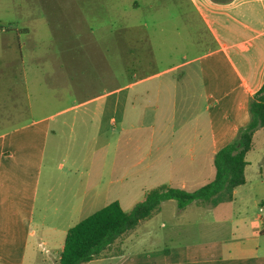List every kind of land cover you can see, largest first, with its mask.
Returning a JSON list of instances; mask_svg holds the SVG:
<instances>
[{"label":"crops","instance_id":"0c3cea01","mask_svg":"<svg viewBox=\"0 0 264 264\" xmlns=\"http://www.w3.org/2000/svg\"><path fill=\"white\" fill-rule=\"evenodd\" d=\"M193 1L215 42L214 49L194 58L183 55L182 63L175 67L177 74L170 75L172 71L152 74L147 72L151 63L148 54L143 51L135 54L129 37L111 34L108 40L116 44L109 45V56L93 51L88 59L79 55H74L72 60L64 57L65 72H81L82 65L89 66L92 79L75 84L76 89L103 90L77 106L84 109L81 114L69 117L67 113L71 109H65L35 116L30 106L27 121L0 133V264H27L32 251L42 246L35 242L36 238L40 242L43 239L34 229L35 206L46 150L51 137L58 132L53 126L56 120L73 130L75 120L89 117L99 123L100 134L108 129L115 133L120 125L115 139L118 143L123 134L149 131L142 136L150 138L149 152L159 154L155 155L157 164L154 167L165 170L170 176L161 186L194 191L189 190V186L208 184L214 179L215 155L249 124L250 101L264 85V0H233L227 4L202 0L204 10ZM167 73L168 78L165 77ZM91 105H94L92 110L88 108ZM161 106L163 110L159 112ZM69 121L73 123L70 125ZM253 143L251 152L260 147L264 158V128L255 132ZM251 152L246 155V183L234 190L230 204L212 208L219 211L218 223L229 217L221 214L227 212L228 207L233 210L247 201L255 207L263 204L251 192L254 184L264 185V161H258L249 172L252 166L247 157ZM174 175L181 176L180 184H174ZM200 175H206L204 181L197 180ZM120 183L110 180L105 190L88 199L91 189H86L80 207L70 216L67 229L52 226L50 230L61 232L66 239L68 231L84 220L74 221L81 216L82 210L88 208L94 214L113 202L120 203L119 199L109 197L110 191H115ZM167 202L156 215L162 213ZM195 205L198 209L208 207ZM262 212L264 209L260 208L259 213L249 219V225H237L231 237L217 235L216 231L220 234L225 228L218 226V230L200 243L178 246L174 236L177 234L164 236L154 231L149 233L147 240L163 241L160 249L145 248L139 253L128 254L123 248L135 244V233L145 221L100 257L85 264H264ZM58 215L55 209L53 216ZM46 219L44 214L42 229L46 227ZM161 224L165 228L164 221ZM65 239L60 253L52 256L50 263H59Z\"/></svg>","mask_w":264,"mask_h":264},{"label":"rangeland","instance_id":"374dc122","mask_svg":"<svg viewBox=\"0 0 264 264\" xmlns=\"http://www.w3.org/2000/svg\"><path fill=\"white\" fill-rule=\"evenodd\" d=\"M195 1L204 10L203 1ZM199 11L193 0H0V133L27 121L30 106L35 116L65 109H71L67 113L69 117L81 114L84 109L77 106L103 90L76 89L75 84L89 82L92 74L85 64L82 65L85 71L65 72L64 57L72 60L74 55H79L88 59L93 51L108 55L109 45L116 44L108 40L111 34L129 37L135 54L143 51L150 56L148 73L177 74L175 67L182 63L183 55L194 58L216 47ZM169 74L165 77H170ZM88 108L92 110L94 105ZM162 110L161 106L159 112ZM57 121L60 120L53 126L58 132L51 137L46 150L35 206L34 229L39 236L43 235L41 242L38 238L35 242L42 246L32 251L27 264H55L50 263L51 258L60 253L65 236L50 228L67 229L86 189H91L88 199L105 190L110 180L121 181L109 197L119 199L121 207L129 212L170 178L165 170L154 167L155 155L159 154L149 152L150 138L142 136L149 131L123 134L118 143L115 139L120 125L114 133L110 129L106 131L103 122L106 132L100 134L99 123L89 117L75 120L73 130ZM68 123L71 125L73 121ZM262 150L258 147L248 155L252 166L249 172L258 161H264ZM204 177L200 175L197 180L204 181ZM174 178L175 185L181 183V176ZM205 184H194L189 190ZM251 193L263 204L255 207L247 201L233 210L228 207L221 214L229 217L221 223L217 222L219 211L210 206L198 209L194 203L180 211L175 200L167 202L162 213L137 229L135 244L123 249L128 254L145 248L160 249L163 241L147 240L154 231L164 236L177 234L174 236L178 246L198 244L218 226L225 228L222 234L216 231L217 235L231 237L237 225H249V219L260 208L264 209V185L254 184ZM55 209L58 216H53ZM89 211L82 210V217L74 221L93 213ZM44 214L46 227L42 229Z\"/></svg>","mask_w":264,"mask_h":264},{"label":"trees","instance_id":"16d2710c","mask_svg":"<svg viewBox=\"0 0 264 264\" xmlns=\"http://www.w3.org/2000/svg\"><path fill=\"white\" fill-rule=\"evenodd\" d=\"M212 1L227 4L233 0ZM249 112V124L215 155L216 173L211 182L194 191L161 186L129 212L117 201L107 205L68 231L58 264H85L100 257L117 240L153 218L167 201L175 200L179 210L194 203L211 208L230 204L234 190L246 183V155L254 148V134L264 128V85L251 99Z\"/></svg>","mask_w":264,"mask_h":264}]
</instances>
